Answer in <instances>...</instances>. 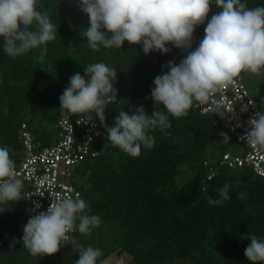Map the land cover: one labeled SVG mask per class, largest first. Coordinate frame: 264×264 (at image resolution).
<instances>
[{
  "label": "trees",
  "instance_id": "trees-1",
  "mask_svg": "<svg viewBox=\"0 0 264 264\" xmlns=\"http://www.w3.org/2000/svg\"><path fill=\"white\" fill-rule=\"evenodd\" d=\"M242 2L250 8L264 6V0ZM44 9L57 35L42 46L47 49L43 62L33 59L40 49L17 58L7 56L0 38V147L9 148L15 163L23 157V124L41 146L58 142V123L63 118L59 97L70 77L83 75L89 64L103 62L117 72V97L104 113V123L111 127L121 110L131 115L143 107L150 116L156 110L150 98L155 77L168 70L164 67L168 61L179 64L186 55L171 45L167 54L145 55L141 46L127 41L120 49L101 46L94 51L82 36L90 21L79 0H39L38 10ZM219 10L210 9L208 19ZM206 25L207 20L196 29L193 48L203 38ZM245 73H241L243 83ZM197 103L184 117L170 116L171 127L152 131L153 148L142 146L137 157L113 147L96 117L99 136L92 151H98V156L90 154L75 165V185L91 210L87 214L120 229L123 252L134 264H250L244 256L250 240L243 237L250 233L264 239V178L245 167L219 166L226 153H237L222 150L221 158L214 161L202 157L220 145L219 128L237 138L216 117L201 114ZM160 109L164 110L162 105ZM213 170L217 174L207 180ZM81 179L86 187L80 186ZM225 184L230 186V199L210 205L208 197L219 199ZM12 204L17 206L16 202L0 204L5 210L0 212L1 247H9L18 236L19 221ZM79 234L74 231L71 238L77 242Z\"/></svg>",
  "mask_w": 264,
  "mask_h": 264
},
{
  "label": "clouds",
  "instance_id": "clouds-1",
  "mask_svg": "<svg viewBox=\"0 0 264 264\" xmlns=\"http://www.w3.org/2000/svg\"><path fill=\"white\" fill-rule=\"evenodd\" d=\"M79 3L90 21L82 36L94 51L101 46L120 49L127 41L141 46L145 55L153 51L167 54L171 51L168 45L186 52L179 64L168 61L164 66L168 70L155 77L150 98L156 110L150 116L140 107L131 115L121 110L114 126L104 123L106 107L117 97L114 87L117 72L103 62L89 64L83 75L75 73L59 97L62 117L83 114L91 119L90 114L95 113L106 128L111 145L132 157L141 154L142 146L153 148L155 139L150 133L171 127L170 116H186L195 101H207L242 72L259 75L264 70V6L250 8L242 0H79ZM213 3L220 10L208 19ZM38 5L39 0H0V38L7 56L17 58L40 49L33 59L44 61L47 49L42 46L55 40L57 27L48 11L38 10ZM206 20L204 36L193 48L194 33ZM241 139L249 145L264 147V111L256 112L249 120V130ZM229 187L225 184L219 190V199L209 196L208 203L218 205L230 199ZM22 188L23 180L9 148L0 147V204L20 201ZM52 198L47 210L38 213L33 210L23 227V248L32 256H51L71 241L72 247L79 250L74 264H97L102 250L77 243L69 233L78 230L90 234L99 227L100 216L87 214L91 210L78 194L75 198ZM243 238L250 240L244 250L247 261L264 264V239L250 233Z\"/></svg>",
  "mask_w": 264,
  "mask_h": 264
},
{
  "label": "built area",
  "instance_id": "built-area-1",
  "mask_svg": "<svg viewBox=\"0 0 264 264\" xmlns=\"http://www.w3.org/2000/svg\"><path fill=\"white\" fill-rule=\"evenodd\" d=\"M216 7L214 3L210 5V9ZM195 108L201 114L216 117L244 145L242 155L226 153L219 166L245 167L254 175L264 178V147L249 145L241 139L249 130V120L256 112H261L241 75L222 91L212 94L207 101H198ZM90 115L91 119L83 114L63 117L58 123V142L47 147L33 140L32 134L25 131L26 125H22L23 157L15 163L23 180L20 201L29 203L36 213L46 211L52 197L75 198L78 194L81 198L82 193L75 185V165L90 154L98 156V151H92V146L99 136L100 122L95 113ZM216 174L217 171L213 170L207 180ZM72 233H69L70 237Z\"/></svg>",
  "mask_w": 264,
  "mask_h": 264
},
{
  "label": "rangeland",
  "instance_id": "rangeland-1",
  "mask_svg": "<svg viewBox=\"0 0 264 264\" xmlns=\"http://www.w3.org/2000/svg\"><path fill=\"white\" fill-rule=\"evenodd\" d=\"M244 83L256 101L261 111H264V70L259 75L252 73L243 74ZM226 136V137H225ZM218 140L220 145L217 148H210L202 157L209 161L221 158L222 150L232 154L242 155L244 146L238 143L225 128H219ZM77 175L79 176L78 172ZM80 186L86 187L85 179L79 181ZM17 206L13 204V212L18 217L19 232L16 238L17 243L9 247L0 246V264H74L78 259V249L72 247L71 242L62 247L60 251L51 256H32L23 248V227L33 214L31 208L25 201H17ZM11 207V206H10ZM113 223L101 222L99 227L92 229L90 234H79L77 243L93 248H100L103 255L98 258L97 264H134L128 253L123 252L122 237L120 229ZM116 228V229H115Z\"/></svg>",
  "mask_w": 264,
  "mask_h": 264
}]
</instances>
